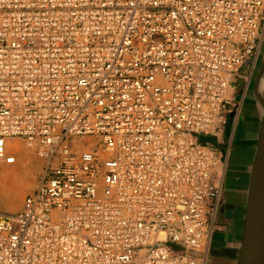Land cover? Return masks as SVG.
I'll return each instance as SVG.
<instances>
[{
    "label": "built area",
    "instance_id": "2783aa9c",
    "mask_svg": "<svg viewBox=\"0 0 264 264\" xmlns=\"http://www.w3.org/2000/svg\"><path fill=\"white\" fill-rule=\"evenodd\" d=\"M263 43L264 0H0V160L43 159L0 264H206Z\"/></svg>",
    "mask_w": 264,
    "mask_h": 264
},
{
    "label": "crops",
    "instance_id": "0c3cea01",
    "mask_svg": "<svg viewBox=\"0 0 264 264\" xmlns=\"http://www.w3.org/2000/svg\"><path fill=\"white\" fill-rule=\"evenodd\" d=\"M258 75L259 71L251 78L245 94L243 78L241 88L236 83L232 85L235 100H242V104L234 126L223 197L211 232L206 264H239L250 174L261 126L262 107L255 85ZM224 136L226 139L228 131Z\"/></svg>",
    "mask_w": 264,
    "mask_h": 264
},
{
    "label": "water",
    "instance_id": "95a60500",
    "mask_svg": "<svg viewBox=\"0 0 264 264\" xmlns=\"http://www.w3.org/2000/svg\"><path fill=\"white\" fill-rule=\"evenodd\" d=\"M264 58L256 80L262 107L261 126L252 163L239 264H264Z\"/></svg>",
    "mask_w": 264,
    "mask_h": 264
},
{
    "label": "bare ground",
    "instance_id": "6f19581e",
    "mask_svg": "<svg viewBox=\"0 0 264 264\" xmlns=\"http://www.w3.org/2000/svg\"><path fill=\"white\" fill-rule=\"evenodd\" d=\"M263 81L264 78L261 86H263ZM11 140L15 141L13 147L17 156L13 164H7L0 160V165L2 163V169H0V204L7 210L15 211L18 206L17 191L22 189V182L27 176H36L37 171L40 170L43 164V159L38 155L34 159V155H32L34 153L33 149L25 143L24 147L20 139L12 138ZM9 147L10 144H8Z\"/></svg>",
    "mask_w": 264,
    "mask_h": 264
},
{
    "label": "rangeland",
    "instance_id": "374dc122",
    "mask_svg": "<svg viewBox=\"0 0 264 264\" xmlns=\"http://www.w3.org/2000/svg\"><path fill=\"white\" fill-rule=\"evenodd\" d=\"M262 51L264 52V43H263V47H262ZM262 58H263V56H262ZM262 64V60L260 61V63H259V66L258 67H260V65ZM259 69V68H258ZM249 70H250V66L248 65V64H245L242 68H241V73L242 74H247L248 72H249ZM259 71V70H258ZM236 83V85H237V87L238 88H241V86H242V84H243V80L241 79V78H238V80L235 82ZM263 84H264V81H263ZM200 140L202 141V142H205V143H214L215 141H216V139L215 138H213V137H211V136H207V135H200ZM20 141L22 142V144H23V146L25 147V142L22 140V139H20ZM34 153H32V155H34L33 156V158L34 159H36V157L35 156H37V154L35 153V151H33ZM17 161H18V159H17ZM41 168V167H40ZM0 169H2V163H1V165H0ZM39 171L40 170H38L37 171V173H36V176L34 177L33 175H29V176H27L24 180H23V182H22V189L21 190H18L17 191V197H18V206H17V208H16V210L17 209H19L20 208V206H21V204H22V202H23V200H24V198H25V196L29 193V192H31L35 187H36V185H37V182H38V173H39ZM10 183V182H9ZM4 191V190H3ZM3 204V203H2ZM4 205V204H3ZM6 207V206H5Z\"/></svg>",
    "mask_w": 264,
    "mask_h": 264
},
{
    "label": "flooded vegetation",
    "instance_id": "af4514ba",
    "mask_svg": "<svg viewBox=\"0 0 264 264\" xmlns=\"http://www.w3.org/2000/svg\"><path fill=\"white\" fill-rule=\"evenodd\" d=\"M262 56H263V58H264V52L262 51V53H261V56H260V61L261 60H263V58H262ZM259 68V67H258ZM258 71V70H257ZM257 71L254 73V75L252 76V79H254L255 77H256V73H257Z\"/></svg>",
    "mask_w": 264,
    "mask_h": 264
}]
</instances>
